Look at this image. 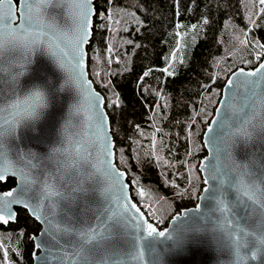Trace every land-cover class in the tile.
<instances>
[{"label":"snow or ice","instance_id":"obj_1","mask_svg":"<svg viewBox=\"0 0 264 264\" xmlns=\"http://www.w3.org/2000/svg\"><path fill=\"white\" fill-rule=\"evenodd\" d=\"M259 4L264 5V0H259ZM91 5L92 0H17L16 5L13 0H0V184H6L9 177H15L17 183L16 187L0 192V226L17 223L20 212L39 223L41 228L36 235H28L21 229L19 236L33 242L31 255L40 264H44V259L37 252L45 247V243L49 245L47 251L54 258L55 264H143L145 253L154 252L155 245L164 240L173 241L174 254H187L190 246H198L200 241L186 238L179 234V229L175 233L167 229L159 230L158 222L153 223L148 218L151 216L154 220L155 212L149 210L146 213L132 202L125 191L128 184L122 182L124 173L111 167L107 159L102 167L96 165L94 172L86 173L82 171L78 157L87 149L81 147L74 148L75 155L68 148H53V156L57 153L65 156L64 161H57L53 171H48L46 165L42 167L44 161L35 153L17 152L15 161L8 155L6 141L15 137L22 127L32 133L31 139L43 141L46 138V130L55 126L57 93L73 83L82 92L85 89L88 92L84 102L73 106L74 111L70 115L79 114L86 103L89 119L98 118V130L103 129L106 117L99 109L103 107L104 100L98 93L91 91V82L84 79L83 45L92 34ZM49 7L65 9L76 25L71 37V53L62 46L66 36L58 31L55 17L46 20ZM16 8L20 9L19 13ZM24 8L28 10L26 15ZM74 9H78V15H73ZM261 12H264V8H261ZM177 36H180L179 32ZM240 43L246 44L247 41L241 40ZM259 47L264 49V45ZM38 50L46 52L61 70L68 71L69 79L59 88L50 83L45 86L33 85L21 94L20 78L29 71L31 57ZM69 55L70 61L65 59ZM172 58H176L175 53ZM169 68L163 71L171 76L173 72ZM233 75L256 79L244 81L249 86V93L246 102L240 107L231 98L221 100V107L216 111L218 119H213L207 127L206 146L211 145L213 157L218 163L209 168L202 161L199 170L208 173L203 181L205 185L216 181L219 186L205 187L203 192L209 195L198 198H211L215 201L213 211L221 214L219 227L226 233L240 264H264V162L250 154L247 163L234 162L226 172L221 171L222 166L219 164L221 151H225L227 157L231 158L230 149L237 142H242L246 147L254 141L264 143V63L259 64L254 71L245 73L241 70L239 74ZM32 79L45 78L36 69ZM234 83L238 86L239 79L236 82L232 79L227 81L229 90L234 87ZM245 109L248 111L245 112ZM45 115L49 120L40 125ZM192 123H195V116ZM68 124L69 121L66 120L60 129L61 135L66 139ZM189 128L191 129V125ZM218 145H224V148L221 149ZM108 147L105 145L102 153L105 157L111 156ZM229 172L235 175L227 179L228 187L236 192V206L245 210L246 216L242 219L250 221L248 224H241L231 216L234 208L225 199L223 191ZM102 178L114 182L106 191L118 187L119 195L107 207L90 215V189L86 185L89 182L99 183ZM171 183L174 189H178L174 192L177 197L196 194L191 179L189 187L183 189L174 182ZM138 195L143 199L146 193L138 189ZM13 206H17L18 210H14ZM200 210L198 204L194 211ZM191 211L193 210L173 216L172 223L185 221ZM41 237H49V240L45 242ZM61 237L71 239L62 243ZM124 244L129 247L125 249ZM2 248L3 245H0V249ZM241 251H245L247 255H240ZM9 259V252L3 251L0 264H7Z\"/></svg>","mask_w":264,"mask_h":264},{"label":"trees","instance_id":"obj_2","mask_svg":"<svg viewBox=\"0 0 264 264\" xmlns=\"http://www.w3.org/2000/svg\"><path fill=\"white\" fill-rule=\"evenodd\" d=\"M93 5L87 72L104 97L115 165L126 173L132 201L153 207L162 230L197 204L203 133L231 73L257 66L251 46L264 43V5L259 0H94ZM246 32L245 45L240 41ZM190 179L196 194L175 196L171 182L183 189ZM14 185L9 178L0 190ZM138 189L146 193L143 199ZM21 229L36 235L40 226L24 212L17 223L0 226V255L9 252L7 264H31L33 244L19 236Z\"/></svg>","mask_w":264,"mask_h":264},{"label":"water","instance_id":"obj_3","mask_svg":"<svg viewBox=\"0 0 264 264\" xmlns=\"http://www.w3.org/2000/svg\"><path fill=\"white\" fill-rule=\"evenodd\" d=\"M16 1L13 0V4L16 5ZM22 2V0H21ZM31 2V0H30ZM94 0H92V25L93 19L95 16V9L93 5ZM27 8H24L25 15L27 14ZM16 12L19 13L20 9L16 8ZM73 15H78V9L73 10ZM55 17L56 25L58 31L62 36H66L64 47L66 50L71 53L72 44L71 37L74 34L76 25L73 20L69 17L68 12L59 7H49L46 12V20H50V18ZM19 20H17V24ZM16 25L14 24L13 27ZM92 31V30H91ZM92 36V34H91ZM91 36L86 44L83 45L84 55V72H85V81L91 82V91L98 93L104 100V97L95 89L92 81L89 79L87 72V51L86 47L91 40ZM66 60H71V55L65 58ZM32 63L28 65L29 71L25 76L20 78V92L23 94L28 91L33 85H41L45 86L46 84H53L57 88L64 84L65 80L69 79V72L61 70L53 60L47 55L46 52L36 51L31 57ZM261 63H264V59ZM260 63V64H261ZM259 65H257L254 69H244L238 68L235 70L226 80L221 93V98L218 102V105L214 111V115L211 119H218L216 116L217 108L221 107L220 101L232 99V102L240 107L246 102L247 94L249 93V86L244 84L245 80H254V77H244L233 75L239 74L241 70L243 72L254 71ZM71 67V65H69ZM36 69L40 70V75L44 77L43 80H33L32 77L35 74ZM239 79V85L236 86L234 83V87L229 90L227 87V81L232 79L234 82ZM88 90L85 89L83 92L73 83L70 86H66L63 91L57 93L55 98V107L57 109L55 115V126L46 130L47 136L43 141H36L31 139L32 133L27 129L22 127L16 134L15 137L9 138L6 141L8 146V155L12 161L16 160V153H35L41 160L44 161V164L47 166L48 171L55 170L57 166V161H64L65 156L57 153L55 156L52 154L53 148H68L70 151H73L76 147H81L82 149H87V151H82L81 156L78 157L80 159V166L82 171L84 172H94L95 166L100 165L103 166V162L105 159L110 162V166L114 167L116 171L123 172L117 168L115 165V152H114V142L110 132V123L109 118L106 114V111L103 107L99 109V112L103 113L106 117V120L103 124V129L98 130V126L100 125V121L98 118L89 119L90 113H88L87 105L84 104V108L79 112V114L70 115V112L74 111L73 106L79 103L84 102L85 96L87 95ZM105 103V101H104ZM51 111V109H49ZM248 109H245L247 112ZM95 110H93V113ZM49 120V117L45 115V117L40 121V125H44L46 121ZM69 121L68 129H67V139L65 136L61 135V126L65 123V121ZM211 121L209 124H211ZM208 124V126H209ZM38 125V126H40ZM207 126V127H208ZM202 136V144L206 151V155L200 160L199 166L201 162H205L209 168H212L213 165L217 164V160L213 157L211 145H207V136L206 130ZM215 128V125H213ZM106 136V139H105ZM105 145H108V151L111 152V156L105 157L102 155L105 149ZM221 149L224 148V145H218ZM231 158L227 157L225 151H221L219 164L222 166L221 171H228L233 163L243 164L247 163L249 160L250 154H253L257 160L264 162V143H260L259 141H254L251 145L245 146L242 142H237L236 146L230 149ZM73 155H75L73 151ZM51 157V159L49 158ZM198 166V171L201 175L202 180L208 175L207 172L200 171ZM37 173L39 169L36 170ZM70 171V170H69ZM124 173V177L122 182L128 184L126 181V173ZM35 174V173H34ZM235 173L229 172L228 176L225 178V184L223 186V191L225 193V199L228 200L234 208V211L231 213L232 218L235 221H238L241 224H248L250 221L246 219H242V217L246 216L245 210L242 207L236 206L237 204V194L234 189H230L227 184V179L233 178ZM15 180V185L17 186L16 178L9 177ZM113 181L110 179L102 178L99 183H91L89 182L86 187L90 189V198L88 200V206L92 210L90 215L94 214L96 211L102 210L107 207L112 199H115L117 195H119V188L113 187L111 191H106L109 187H112ZM216 181L210 182L209 185H205L203 183V188L199 197L208 196L203 192L205 187H218ZM12 187V188H13ZM128 197L130 196L129 185L128 188L125 189ZM0 192H3L0 190ZM133 202V201H132ZM200 205V212H195V208L197 205ZM216 207L215 201L211 198L209 199H199L197 204L188 209L182 210V212H186L189 210H193L189 212V215L185 218V221L178 222L176 224L172 223V218L168 222V225L162 229H167L169 232L175 233L177 229H179V234H182L188 239L196 238L200 241L198 246L191 247L190 251L187 254H174V246L172 240H164L155 245V251L149 254L145 253V260L143 264H240L238 257L236 255L235 250L230 246L226 233L220 229L219 224L221 220V214L218 211H213ZM14 210H18L17 206H13ZM177 215V214H176ZM175 216V215H174ZM59 219V217H57ZM37 223V222H36ZM181 223L183 227H181ZM15 224V223H11ZM41 228V225L38 223ZM70 237H61V242L64 240H69ZM41 240L47 242L49 237H41ZM37 242H40L38 240ZM33 244V242H32ZM49 245L45 243V247L37 252V255L44 259V264H55L54 258L47 251ZM129 246L124 244V248L127 249ZM33 252V251H32ZM240 255H247L245 251H241ZM32 261L31 264H40L36 259L31 256Z\"/></svg>","mask_w":264,"mask_h":264},{"label":"built area","instance_id":"obj_4","mask_svg":"<svg viewBox=\"0 0 264 264\" xmlns=\"http://www.w3.org/2000/svg\"><path fill=\"white\" fill-rule=\"evenodd\" d=\"M247 32H246V36H247ZM257 48L255 49L254 55H253V61L256 65H259L263 59H264V49H261L259 47V45H264V43L257 41ZM141 207V206H140ZM148 207V206H147ZM146 211V210H145Z\"/></svg>","mask_w":264,"mask_h":264},{"label":"rangeland","instance_id":"obj_5","mask_svg":"<svg viewBox=\"0 0 264 264\" xmlns=\"http://www.w3.org/2000/svg\"><path fill=\"white\" fill-rule=\"evenodd\" d=\"M242 40L247 41L246 44H248V39H247V36H246V35L242 38ZM246 44H245V45H246ZM256 46H257L256 43H254V44L251 46V47H252V50H253V52H252L253 55H254L255 49L257 48ZM140 206H141V210H142V211H145V210H146V211H145L146 213H147L149 210L155 212V211H154V208L151 207V206H149V205L141 204ZM147 206H148V207H147ZM148 218H149V220H150L151 222H153V223H157V222H158V226L160 225V222L158 221V219H157L158 217H157V216H156V218H155L154 220L152 219L151 216H149Z\"/></svg>","mask_w":264,"mask_h":264},{"label":"bare ground","instance_id":"obj_6","mask_svg":"<svg viewBox=\"0 0 264 264\" xmlns=\"http://www.w3.org/2000/svg\"><path fill=\"white\" fill-rule=\"evenodd\" d=\"M120 9H121V8H120ZM120 9H119V10H120ZM121 10H124V9H121ZM139 19H140V17H139Z\"/></svg>","mask_w":264,"mask_h":264}]
</instances>
